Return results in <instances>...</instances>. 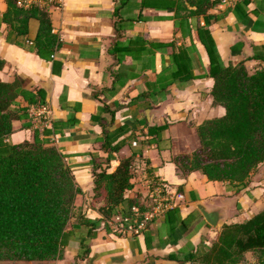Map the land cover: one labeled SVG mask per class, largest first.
<instances>
[{
	"label": "crops",
	"instance_id": "obj_1",
	"mask_svg": "<svg viewBox=\"0 0 264 264\" xmlns=\"http://www.w3.org/2000/svg\"><path fill=\"white\" fill-rule=\"evenodd\" d=\"M194 2L51 0L44 7L59 44L52 52L38 55L30 41L37 20L28 19L29 41L24 40L3 20L6 2L0 0V81L17 78L25 90H39L44 103L29 106L27 116L12 120L6 139L31 141L38 110L46 112L50 121L61 123L44 138L64 154L80 189L74 204L86 210V217H100L88 206L92 168L113 170L120 159L131 155L130 133L144 142L154 138L145 135L148 126H165L160 139L133 156L131 185L123 196L146 205L147 178L154 175L170 193L182 194V199H175V205L142 230L113 233L98 227L80 264H181L186 252L210 244L219 229L204 220L195 202L206 210H217L221 225L246 219L264 208V160L237 191L225 182L206 180L199 171L182 176L171 161L175 154L189 153L197 146L198 124L224 113L222 106L212 103L213 79L207 75V55L195 28L208 30L224 65L242 61L250 73L264 68V0L214 2L203 14H190ZM125 45L127 49L121 50ZM173 51L185 56L189 79L171 76L169 55ZM19 102L25 104L21 98ZM101 123L126 129L117 138H125L124 143L108 163L100 148ZM64 241L62 256L53 264L75 260L79 244L74 233H66ZM236 264H257L256 256L246 252Z\"/></svg>",
	"mask_w": 264,
	"mask_h": 264
},
{
	"label": "trees",
	"instance_id": "obj_2",
	"mask_svg": "<svg viewBox=\"0 0 264 264\" xmlns=\"http://www.w3.org/2000/svg\"><path fill=\"white\" fill-rule=\"evenodd\" d=\"M5 2L3 20L24 40L29 41L28 19L37 20L30 41L38 55L42 51L52 52L58 46L45 7L18 6L16 0ZM214 2L195 0V9L190 14H203ZM195 35L207 55V75L213 79L212 103L222 106L224 113L198 124L195 127L198 146L189 153L175 154L171 161L182 176L199 171L206 180L225 182L237 191L264 160V68L250 73L242 61L224 65L208 30L196 27ZM184 57L180 51L169 55L173 78L191 77ZM1 63L0 60V66ZM43 104V94L39 90H25L17 78L0 81V264H53L61 258L65 234L70 232L78 241L79 251L73 263L65 264H80L78 261L87 255L88 242L96 238L100 224V218L89 219L75 206L74 198L80 189L70 166L64 154L44 138L55 133L61 123L49 120V126L33 127L31 141L11 143L6 139L12 131V120L27 116L29 106ZM164 128V125L148 126L144 133L153 135L155 140L144 142L137 141L130 133L129 157L120 159L109 172L107 166L92 168L90 203L100 202L97 207L100 215L123 216L132 206L143 209L137 199L132 201L134 198H125L123 193L131 185L133 156L160 139ZM101 129L100 148L106 153L104 161L108 163L124 143L125 138H117L126 129L111 128L105 123H101ZM101 229L108 231L106 226ZM246 252L256 256L257 264H264V208L246 219L222 224L210 244L186 252L180 261L181 264H236Z\"/></svg>",
	"mask_w": 264,
	"mask_h": 264
},
{
	"label": "built area",
	"instance_id": "obj_3",
	"mask_svg": "<svg viewBox=\"0 0 264 264\" xmlns=\"http://www.w3.org/2000/svg\"><path fill=\"white\" fill-rule=\"evenodd\" d=\"M51 0H16L18 6L26 7L28 5H35L44 7L50 3ZM235 0H216L218 5H226L234 2ZM36 126L48 125L49 118L46 112L38 110L35 114ZM134 144V142H132ZM149 202L139 210L136 206H132L130 211L123 215H116V225L111 232H124L126 230L139 231L147 226L154 218L160 216L165 210L175 205V199H182L180 193H170L166 184L159 177L149 175L146 182Z\"/></svg>",
	"mask_w": 264,
	"mask_h": 264
},
{
	"label": "water",
	"instance_id": "obj_4",
	"mask_svg": "<svg viewBox=\"0 0 264 264\" xmlns=\"http://www.w3.org/2000/svg\"><path fill=\"white\" fill-rule=\"evenodd\" d=\"M145 114L149 115V110H145ZM195 206L198 208L200 213L202 214L204 220L213 227L220 228V214L217 210H206L205 207L199 203L195 202Z\"/></svg>",
	"mask_w": 264,
	"mask_h": 264
},
{
	"label": "rangeland",
	"instance_id": "obj_5",
	"mask_svg": "<svg viewBox=\"0 0 264 264\" xmlns=\"http://www.w3.org/2000/svg\"><path fill=\"white\" fill-rule=\"evenodd\" d=\"M196 131V130H195ZM196 135H197V132H196ZM197 139H198V136H197ZM197 146H198V144H197ZM196 146V147H197ZM195 147V148H196ZM194 148V149H195ZM130 198H134V197H130ZM137 198H134V199H131L132 201L133 200H136ZM149 202V201H148ZM100 204V202H96V203H88V206L89 207H92L93 209H95L96 211H97V207L98 206H100L99 205ZM76 206V205H75ZM138 206V205H137ZM141 206L143 207L144 206V204H141ZM78 207H80L81 208V210H82V212L84 213V215L86 216V210H83V207L82 206H78ZM98 213V212H97ZM99 214V213H98ZM99 218H100V224H99V227L100 226H106L107 228H108V231H112L113 229L112 228H114L113 227V225H116L117 224V221L115 220V216L116 215H112V214H109V215H100L99 214ZM113 233H114V231H113ZM116 233V232H115Z\"/></svg>",
	"mask_w": 264,
	"mask_h": 264
}]
</instances>
